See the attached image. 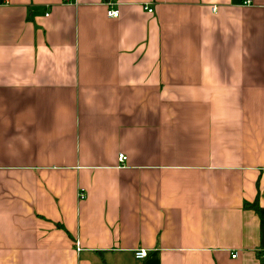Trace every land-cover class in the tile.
I'll list each match as a JSON object with an SVG mask.
<instances>
[{"label":"crops","instance_id":"0c3cea01","mask_svg":"<svg viewBox=\"0 0 264 264\" xmlns=\"http://www.w3.org/2000/svg\"><path fill=\"white\" fill-rule=\"evenodd\" d=\"M118 6L0 0V264H264V0Z\"/></svg>","mask_w":264,"mask_h":264},{"label":"built area","instance_id":"2783aa9c","mask_svg":"<svg viewBox=\"0 0 264 264\" xmlns=\"http://www.w3.org/2000/svg\"><path fill=\"white\" fill-rule=\"evenodd\" d=\"M251 0H247V3H250ZM103 3L106 5L107 7V14L109 17L111 18H118L120 16V9L118 6V0H103ZM147 9L149 10V12H153V8H150L149 6H147ZM127 159V156L125 154H121L119 156V161L120 163L124 162ZM85 193H80V198H85ZM148 256V251L145 249H140L136 251V259L138 260H145ZM237 255L234 254L232 255V258H236Z\"/></svg>","mask_w":264,"mask_h":264},{"label":"trees","instance_id":"16d2710c","mask_svg":"<svg viewBox=\"0 0 264 264\" xmlns=\"http://www.w3.org/2000/svg\"><path fill=\"white\" fill-rule=\"evenodd\" d=\"M246 207L254 210L258 214V216L260 217V223H261V247H262V250H263L260 253V258L264 261V208L260 207L258 203L247 204Z\"/></svg>","mask_w":264,"mask_h":264}]
</instances>
